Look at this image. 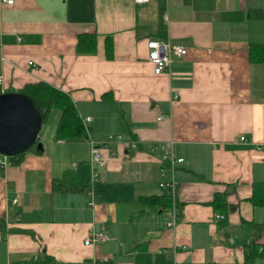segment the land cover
<instances>
[{
    "label": "crops",
    "instance_id": "0c3cea01",
    "mask_svg": "<svg viewBox=\"0 0 264 264\" xmlns=\"http://www.w3.org/2000/svg\"><path fill=\"white\" fill-rule=\"evenodd\" d=\"M81 33L96 35L93 52L76 53ZM151 39L187 52L155 74ZM250 45L264 46V0L0 1L6 91L45 81L90 117L85 138H57L51 111L41 149L0 166V264H264V60ZM107 135L90 197L91 145ZM161 144L183 158L173 227L148 200L166 194ZM98 231L105 240L84 244Z\"/></svg>",
    "mask_w": 264,
    "mask_h": 264
},
{
    "label": "trees",
    "instance_id": "16d2710c",
    "mask_svg": "<svg viewBox=\"0 0 264 264\" xmlns=\"http://www.w3.org/2000/svg\"><path fill=\"white\" fill-rule=\"evenodd\" d=\"M105 44V53L107 56H110L112 53V40L109 36H107L104 40ZM96 47V35L94 33H81L77 36V42L75 45V51L77 54H85L91 53L95 50ZM256 48V49H255ZM263 50V55L256 58L257 60H264V46L258 47L257 45H250L249 47V55L250 59L255 58V51L258 49ZM259 56V55H257ZM7 92H18L26 95L34 104L36 109L40 115L41 124L46 120L49 112L52 109H57L59 111V118L57 120L56 125V137L57 138H85L86 130L82 123V119L79 116L77 109L68 95V93L63 90L49 84L45 81H37L26 83L18 90L9 89ZM36 142L30 144L25 149L19 151L17 154L9 156L10 163H18L22 160L25 154L30 152H37ZM57 186L54 184V187ZM148 200H161L162 206H166L169 204L170 199L165 194L163 198H149ZM213 206L220 212L225 213L227 209V205L225 202L224 194H215L212 199ZM221 214V213H220ZM223 216V215H222ZM4 224L2 218H0V227ZM15 231H30L20 228L13 229ZM256 251L254 246H251L250 249L247 250V259H251L254 255H256ZM41 264H50V257H45L40 261ZM10 264H24L22 261H14Z\"/></svg>",
    "mask_w": 264,
    "mask_h": 264
},
{
    "label": "built area",
    "instance_id": "2783aa9c",
    "mask_svg": "<svg viewBox=\"0 0 264 264\" xmlns=\"http://www.w3.org/2000/svg\"><path fill=\"white\" fill-rule=\"evenodd\" d=\"M6 4H13L15 0H0ZM135 3H145L148 0H133ZM146 47L148 49L147 52V60L152 65V71L155 74H159L163 71H168L171 63V56H183L186 54V48L182 45L172 44L168 40H155L151 39L147 41ZM29 61L28 63H31ZM6 87L4 85V78L3 75L0 73V93L5 92ZM83 124L90 120L89 116H86L82 119ZM85 127V125H84ZM87 128L85 127V130ZM241 140H244V136L240 137ZM114 140V135H107L106 140L101 141L99 143H93L91 145V152H90V159H89V188L88 194L90 197H93L94 189L93 183L97 179L99 169L105 167L106 165V158L102 155L100 151V147L106 142H112ZM131 146L135 145V141H130L129 143ZM171 144V143H170ZM161 151V161L164 162V165L161 167V175L168 174L167 178L162 179L159 182V185L165 189L166 195L169 197L170 202L168 206L165 208V213L168 216L166 221L167 227H173L179 220V206L176 202V195H177V187L178 184L174 178V171L177 163L182 162L183 158L176 157L173 154L172 146L161 144L160 146ZM10 164V159L8 155L0 154V166L4 167ZM90 204H92V200L90 199ZM216 217H222V214H217ZM106 239V234L102 231L93 232L84 239V244H89L93 242H98Z\"/></svg>",
    "mask_w": 264,
    "mask_h": 264
},
{
    "label": "water",
    "instance_id": "95a60500",
    "mask_svg": "<svg viewBox=\"0 0 264 264\" xmlns=\"http://www.w3.org/2000/svg\"><path fill=\"white\" fill-rule=\"evenodd\" d=\"M40 115L32 101L18 92L0 93V154L12 156L37 142Z\"/></svg>",
    "mask_w": 264,
    "mask_h": 264
},
{
    "label": "rangeland",
    "instance_id": "374dc122",
    "mask_svg": "<svg viewBox=\"0 0 264 264\" xmlns=\"http://www.w3.org/2000/svg\"><path fill=\"white\" fill-rule=\"evenodd\" d=\"M51 111H54L55 113H59V111L57 110V109H52ZM50 111V112H51ZM49 112V113H50ZM54 112L52 113V114H48V119L46 120V121H49L48 122V124H50V122L52 121V120H54V118H55V114H54Z\"/></svg>",
    "mask_w": 264,
    "mask_h": 264
}]
</instances>
